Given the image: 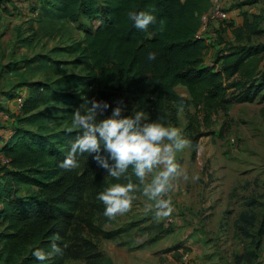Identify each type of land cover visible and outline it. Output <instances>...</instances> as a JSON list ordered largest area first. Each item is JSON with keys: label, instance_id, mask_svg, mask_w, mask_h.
<instances>
[{"label": "trees", "instance_id": "16d2710c", "mask_svg": "<svg viewBox=\"0 0 264 264\" xmlns=\"http://www.w3.org/2000/svg\"><path fill=\"white\" fill-rule=\"evenodd\" d=\"M250 3L236 0L232 8L243 14V25L235 29L239 44L244 33L260 34L256 22L259 16L253 15L250 21L244 10ZM211 7V0H36L31 6V16L15 27L9 46L0 44V113L7 114L8 103L21 99L20 112L7 114L15 123L6 127L0 123V263L41 264L32 252L37 248L50 251L57 236L59 240L55 242L63 248V255H54L43 264H64L69 257L89 256L90 241L76 237L81 224L83 230L106 239L116 234L102 226L110 219L103 215L101 223L96 224L85 212V206L103 214L104 205L97 199L98 194L111 184L126 180L108 177L94 160L95 154L80 156L76 169L59 167L81 130L50 127L48 120L54 113L68 112L73 116L82 104L87 107V100L95 99L111 105L98 117L106 119L117 102L123 101L131 108L125 109L122 117L135 114L139 108L149 122L166 123L171 104L190 105L209 126L217 104L229 89L241 91L244 97L257 89L254 85L259 82L263 45L218 49L215 43L213 63L217 67L204 62L208 49L205 37L211 35L208 30L204 35L197 33L203 15ZM150 10H154L156 24L146 32L137 30L128 13ZM161 20L165 21L163 31L159 30ZM95 21L98 24L93 31L85 28L82 40L62 49L75 54L72 63L80 72L66 74L62 70L64 75L56 83L74 85L77 93L29 78L26 72L46 66L45 60L39 61L40 56L27 62L30 67L21 61L24 53L15 58L20 49L37 48L43 38L59 31L56 23ZM24 30L29 33L23 35ZM149 52L156 54L155 60L147 59ZM11 57L15 61L9 63ZM9 69L10 79L5 76L11 74ZM15 72H21L23 79ZM177 86L186 89L187 99L176 92ZM53 102L66 109L49 105ZM129 175L136 182L131 169ZM29 188L33 190L26 195ZM81 245H85V252L80 251Z\"/></svg>", "mask_w": 264, "mask_h": 264}, {"label": "rangeland", "instance_id": "374dc122", "mask_svg": "<svg viewBox=\"0 0 264 264\" xmlns=\"http://www.w3.org/2000/svg\"><path fill=\"white\" fill-rule=\"evenodd\" d=\"M246 1H251L244 6L250 16L248 19L253 21V15L259 16L256 22L260 34L244 33L239 44L235 29L243 25V14L232 9L236 0H211L212 7L203 15L198 31V35H204L208 30L211 35L205 37L207 64L216 59L215 43L218 49L264 46V0ZM217 4L224 16H213L212 10ZM97 24L98 21L56 23L59 31L43 38L37 48L20 49L15 58L24 53L20 58L26 66L40 56L39 61L45 60L46 66L36 72V67L26 72L29 78L50 82L55 89L77 93L74 85L65 87L56 83L64 75L62 70L66 74L80 72L72 63L75 54L62 49L82 40L84 29L93 31ZM27 33L23 31V35ZM262 54L264 57V52ZM15 58L11 57L9 63ZM259 69V82L254 85L257 89H252L249 97L229 89L227 96L217 104L209 126L194 107L171 104L166 125L177 128L189 141L188 146L176 154L177 163L187 179L179 176L172 181L166 197L171 200V214L157 219L154 203L143 196L142 191H137L127 213L102 225L116 231L115 236L106 239L83 230L81 224L76 237L90 241L91 252L89 256L69 257L64 264H179L183 255L188 256L189 264H264V59ZM47 70L52 73L46 75ZM9 72L11 74L5 76L10 79L12 69ZM14 75L23 79L21 72ZM175 90L188 98L184 87L177 86ZM19 99L10 103L3 100L10 107L7 114L20 112ZM123 104L125 109L131 108ZM49 105L65 108L59 102ZM130 105L134 106L132 100ZM2 113L0 123L3 126L15 123ZM72 119L68 112H56L48 123L56 130H72ZM150 179L151 175L146 178ZM85 209L96 224L101 223L104 216L97 208L87 205ZM243 217L248 220L243 221ZM80 251H86L85 245L80 246Z\"/></svg>", "mask_w": 264, "mask_h": 264}, {"label": "clouds", "instance_id": "9594fccd", "mask_svg": "<svg viewBox=\"0 0 264 264\" xmlns=\"http://www.w3.org/2000/svg\"><path fill=\"white\" fill-rule=\"evenodd\" d=\"M128 19L137 30L145 32L150 25L156 24L154 10L129 12ZM164 28L165 21L161 20L159 30ZM155 58L156 54L149 52L147 59L153 61ZM110 107L106 101L93 99L87 100V107L82 104L74 111L71 127L81 132L59 167L76 169L80 166V156L95 154L94 160L108 177L117 181L121 178L126 180L111 184L97 196L104 205L103 215L108 219L127 213L137 191H142L143 196L154 203L157 219L170 215L172 204L166 197L172 188V181L179 176L187 179L177 163L176 154L185 149L189 141L177 128L167 126L161 120L149 122L142 109L122 117L125 110L123 101L117 102L108 118L98 119ZM129 169L138 183L131 180ZM150 175L151 179L147 181ZM55 240H59V236ZM55 240L50 251L37 248L32 256L41 264L54 255L62 256L64 250Z\"/></svg>", "mask_w": 264, "mask_h": 264}, {"label": "crops", "instance_id": "0c3cea01", "mask_svg": "<svg viewBox=\"0 0 264 264\" xmlns=\"http://www.w3.org/2000/svg\"><path fill=\"white\" fill-rule=\"evenodd\" d=\"M34 3L36 0H3L0 3V44L9 46L15 27L29 19ZM204 62L207 65L205 58Z\"/></svg>", "mask_w": 264, "mask_h": 264}, {"label": "built area", "instance_id": "2783aa9c", "mask_svg": "<svg viewBox=\"0 0 264 264\" xmlns=\"http://www.w3.org/2000/svg\"><path fill=\"white\" fill-rule=\"evenodd\" d=\"M215 1H216V0H215ZM212 12H213V16H214V14H215V16H217V15H222V16H224V14H221V13H220V12H221V8H220V5H219V4H217V5H215V6L213 7ZM197 36H199V35H197ZM19 102H20L19 105H21V99H19ZM188 261H189L188 256H187V255H183V256L181 257V259H180L179 264H189Z\"/></svg>", "mask_w": 264, "mask_h": 264}]
</instances>
